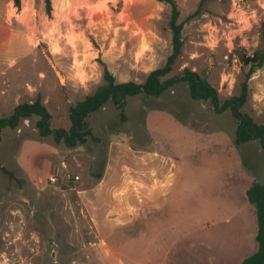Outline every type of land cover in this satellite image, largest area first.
Returning <instances> with one entry per match:
<instances>
[{"label":"rangeland","instance_id":"1","mask_svg":"<svg viewBox=\"0 0 264 264\" xmlns=\"http://www.w3.org/2000/svg\"><path fill=\"white\" fill-rule=\"evenodd\" d=\"M175 2L179 22L199 11L184 24L183 47L171 75L189 68L217 89L221 101L237 96L248 71L242 56L262 47L264 0H207L201 6L200 0ZM50 3L48 14L45 0H21L20 9L13 0H0V118L19 103L40 98L52 116L51 128L68 129L69 107L103 83L104 67L117 82L142 83L171 54V9L165 3ZM247 83L242 111L264 124V65ZM169 119L203 134L218 128L226 140L222 152L227 156L228 177L233 165L242 166L264 185V150L258 142L235 145L236 121L230 112L218 115L208 102L192 100L183 84L158 98H128L124 120L112 104L105 105L87 119L92 137L74 148L54 145L51 136L40 138L37 118L25 120L1 133L0 167L6 172L0 169V264H136L135 259L140 264H188L195 259L184 249L189 243L166 239L152 245L147 255L135 256L137 213H133L136 220L125 226L104 201L108 184L122 188L126 179L137 186L138 171L144 167L141 156L161 146L155 145V122L161 125ZM197 148L211 151L208 146ZM62 171L80 180L48 182L49 175ZM230 181L226 183L236 188L241 185ZM199 192L203 193L197 201L228 197L212 188ZM135 197L129 200L137 204ZM191 209L188 206L183 212ZM233 224L223 228L227 239L222 238L218 249L221 262L214 264H238L240 257H249L257 247L255 231L250 232L253 239L245 241Z\"/></svg>","mask_w":264,"mask_h":264},{"label":"crops","instance_id":"2","mask_svg":"<svg viewBox=\"0 0 264 264\" xmlns=\"http://www.w3.org/2000/svg\"><path fill=\"white\" fill-rule=\"evenodd\" d=\"M154 126L155 145L160 143L161 146L155 147L151 153L145 152L144 158L141 156L144 167L138 171L137 186L126 179L122 188L112 184L105 186L108 194L104 200L106 206H112L111 212L125 226L136 219L140 223L139 247H135L138 252H133L135 256L147 255L152 251V245L166 239L174 240L176 244L180 241L189 243L184 249L192 252L195 259L188 264L220 263L217 253L222 238L227 239L223 236L225 226L235 222L233 225L240 230L245 241L253 239L252 234L257 230L254 208L246 199L247 189L256 182L252 177L255 175L246 173L242 166L233 165L229 171L232 176L228 177L227 156L222 152L226 140L216 127L203 134L190 130L187 124L176 119H169L161 125L155 122ZM196 139L203 143L196 144ZM206 146L211 151H197V147ZM217 147L218 150L212 151ZM125 175L130 177L131 173ZM227 180L241 185L236 188L226 183ZM202 188L224 191L228 197L226 200L218 197L213 201L207 197L208 201H197L196 196L203 193L199 192ZM134 194L137 195V204L129 200ZM188 206H192L191 211L184 213ZM231 210H234L233 214L228 213ZM135 212L137 218L133 215ZM223 255L225 257L226 252ZM239 259L238 264L245 258ZM133 262L140 264L138 259Z\"/></svg>","mask_w":264,"mask_h":264},{"label":"trees","instance_id":"3","mask_svg":"<svg viewBox=\"0 0 264 264\" xmlns=\"http://www.w3.org/2000/svg\"><path fill=\"white\" fill-rule=\"evenodd\" d=\"M167 4L170 9L169 27L171 30V54L160 68L149 72L142 83L133 81L117 82L114 75L106 68L103 69V83L96 90L87 95L83 100L69 107L70 127L68 129L51 128L52 116L37 98L33 102L17 104L8 116L0 118V142L4 129H16L22 121L37 118L35 127L40 138L51 136L54 145L63 144L68 148L84 145L92 137L87 119L100 111L105 105L112 104L124 120V110L128 98L136 96L158 98L169 89L183 84L187 87L189 96L194 101L208 102L214 113L221 115L230 112L236 121L234 137L235 145H242L257 141L264 150V124L257 123L249 114L242 111L247 102L249 87L247 80L264 65V33L261 35L262 47L251 56H242V62L248 67L246 80L241 84L237 96L220 100L218 91L204 77L189 68H184L180 73L171 75L174 65L181 54L183 47L182 30L186 21L197 16L199 10L189 15L185 21L179 22V10L175 0H155ZM207 0H200V6ZM14 5L20 9L21 0H13ZM46 11L51 12L50 0H45ZM4 172L6 170L2 167ZM246 199L254 208L256 215V251L245 258L240 264H264V185L253 182L246 191Z\"/></svg>","mask_w":264,"mask_h":264},{"label":"built area","instance_id":"4","mask_svg":"<svg viewBox=\"0 0 264 264\" xmlns=\"http://www.w3.org/2000/svg\"><path fill=\"white\" fill-rule=\"evenodd\" d=\"M47 180L51 184H68L70 182H78L80 177L78 175L71 174L70 172L62 171L60 174L55 173L49 175Z\"/></svg>","mask_w":264,"mask_h":264},{"label":"bare ground","instance_id":"5","mask_svg":"<svg viewBox=\"0 0 264 264\" xmlns=\"http://www.w3.org/2000/svg\"><path fill=\"white\" fill-rule=\"evenodd\" d=\"M60 80H61V82H63V79L62 78H60Z\"/></svg>","mask_w":264,"mask_h":264}]
</instances>
